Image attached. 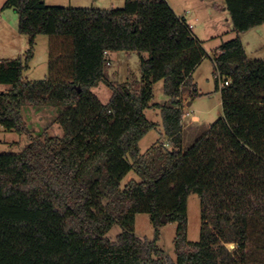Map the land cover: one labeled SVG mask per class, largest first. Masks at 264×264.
<instances>
[{
  "label": "trees",
  "instance_id": "trees-1",
  "mask_svg": "<svg viewBox=\"0 0 264 264\" xmlns=\"http://www.w3.org/2000/svg\"><path fill=\"white\" fill-rule=\"evenodd\" d=\"M235 37L213 56L222 117L183 146L182 89L207 57L202 42L167 0H125L123 8H64L44 0H6L28 39L23 59H0V126L24 135L18 153L0 154V264H264L247 261L250 234L264 230V62L249 60L240 34L264 24V0H224ZM38 35L47 36V75L28 82ZM134 52L140 79L113 84L108 54ZM163 81L166 142L141 153L156 125L144 111ZM104 83L102 104L92 92ZM53 108L60 137L34 136L22 110ZM168 146H165V145ZM133 171L138 182L121 181ZM200 199V236L187 240V197ZM147 214L152 240L134 233ZM176 223L171 259L159 230ZM262 228H254L252 220ZM121 227L115 241L106 237Z\"/></svg>",
  "mask_w": 264,
  "mask_h": 264
},
{
  "label": "rangeland",
  "instance_id": "rangeland-1",
  "mask_svg": "<svg viewBox=\"0 0 264 264\" xmlns=\"http://www.w3.org/2000/svg\"><path fill=\"white\" fill-rule=\"evenodd\" d=\"M6 0H0V59H23L28 49V39L17 31V14L12 9H3ZM176 7L177 13L186 24L192 23L194 28L192 34L199 36L202 41V48L207 57L202 60V64L192 74V84L195 86L196 93L190 87L182 89L187 97L184 99L190 106L186 108L190 114L197 115L204 124L214 123L222 117L220 104V93L216 90L214 79L213 56L217 48L224 42L235 37L232 24L226 10H224V0H167ZM46 6H59L64 8H99V9H120L123 8L125 0H45ZM188 12V13H186ZM197 17V20H195ZM13 28V30L11 29ZM1 30L3 32H1ZM6 30V31H5ZM245 51L249 60H260L264 62V24L247 32L242 36ZM42 40V41H41ZM47 36L41 35L35 46V57L30 65L27 81L39 82V75L46 68V41ZM21 41V42H20ZM110 61L107 66L108 74L113 71L115 76H110V82L121 84L140 79V57L137 53L127 54L117 52L107 58ZM197 66V67H198ZM196 67V68H197ZM41 80V79H40ZM8 90L7 86H0V91ZM92 92L97 96L102 104L109 101L111 92L104 83H99ZM153 97L145 109L144 114L148 121L156 125L155 129L149 131L139 142L140 152H146L157 141H164L161 109L167 105L168 97L164 92L163 81L156 82L152 86ZM185 96V95H184ZM182 109L183 97L181 95ZM56 109L38 108L26 106L22 110L23 118L27 128L34 135L46 133L51 136L60 137L62 130L56 124L55 119L58 115ZM185 126L186 122L183 123ZM190 126V125H189ZM193 128V127H192ZM188 127L185 133L187 139L191 140L201 134L207 127L203 125L196 128ZM28 143L24 135H18L13 131H6L0 126V154L18 153ZM187 143V142H186ZM189 144V145H190ZM188 145V146H189ZM187 146V147H188ZM138 182L140 179L130 171L121 181L124 187L129 181ZM254 228H262L256 219L251 221ZM154 226L147 214H136L134 222V233L140 239L152 240L154 236ZM158 247L164 251L171 259L175 260L174 237L176 234V223L166 222L159 228ZM121 233V227L114 224L107 232L106 237L115 241ZM200 236V199L195 193H190L187 197V240L195 243ZM247 261L251 263L264 262V230L258 235L250 234V244L246 251Z\"/></svg>",
  "mask_w": 264,
  "mask_h": 264
},
{
  "label": "crops",
  "instance_id": "crops-1",
  "mask_svg": "<svg viewBox=\"0 0 264 264\" xmlns=\"http://www.w3.org/2000/svg\"><path fill=\"white\" fill-rule=\"evenodd\" d=\"M45 1V0H44ZM167 3H168V5L170 6V8L173 10V12L176 14V15H178V13H177V10H176V7L174 6V5H172L171 3H170V1H167ZM224 10H225V8H224ZM186 13H188V12H186ZM226 13H227V11H226ZM228 14V13H227ZM179 17V16H178ZM195 20H197V17H195ZM189 25H191L192 26V30H193V28H194V26H193V24L192 23H189ZM262 26V25H261ZM257 28V27H256ZM12 30H13V28H11ZM255 29V28H254ZM254 29H251V30H249V31H252V30H254ZM6 31V30H5ZM249 31H246V32H244V33H241L240 34V39H241V42H242V45H243V47H244V51H245V46H244V42H243V39H242V36L244 35V34H246L247 32H249ZM1 32H3L2 30H1ZM41 35H38L37 37H36V39H35V45H34V49H35V46H36V44H37V40H38V38L40 37ZM194 37L197 39V40H199V41H201V39L199 38V36H195L194 35ZM42 41V40H41ZM46 41V51H47V43H48V39L47 40H45ZM21 42V41H20ZM202 42V41H201ZM115 53H117V52H114V53H109L108 54V56L109 55H111V54H115ZM122 53H125V54H127V52H122ZM245 53H246V51H245ZM46 56H47V54H46ZM246 56H247V54H246ZM34 57H35V50H34V52H33V57H32V59H31V61L28 63V69L25 71V73H24V76H25V80L27 81V80H29L28 78V75H26V73L28 72V71H30V65L29 64H31L32 63V61L34 60ZM1 58V57H0ZM248 58V57H247ZM3 59H7V58H3ZM110 62V61H109ZM202 63H200V65H201ZM109 65H111V64H109ZM199 65V66H200ZM46 68L44 69V71L42 72V73H40V75H39V77L38 78H40L38 81H44L45 79H46V75H47V59H46ZM199 66L194 70V72L192 73V74H194L195 73V71L199 68ZM115 74H116V72L115 71H113L111 74H108L109 75V80H110V76H112V77H114L115 76ZM213 74H214V72H213ZM29 82V81H28ZM35 82H37V81H35ZM96 88V87H95ZM94 89V88H93ZM219 93H220V91H219ZM185 95V96H184ZM182 97H183V117H182V120H181V127H182V135H183V146H184V148H186L189 144H190V142H191V140L189 139H187V134L185 133L186 131L188 132V130H187V128L188 127H190V128H196V127H198V126H202L203 125V127L204 126H206V127H208L209 125H211L212 123H210V124H204V123H202L201 122V118L199 117V116H197V115H194V114H190L188 111H185L186 110V108H188L189 106H190V103H186V100L187 99H184V98H186L187 97V94H184V92H182ZM220 104H221V94H220ZM36 109H38V108H40V107H35ZM51 109H53V108H51ZM184 122H186L187 123V125L185 126L183 123ZM190 125V126H189ZM192 128V129H193ZM163 142H166V139L163 141ZM187 142V143H186Z\"/></svg>",
  "mask_w": 264,
  "mask_h": 264
},
{
  "label": "built area",
  "instance_id": "built-area-1",
  "mask_svg": "<svg viewBox=\"0 0 264 264\" xmlns=\"http://www.w3.org/2000/svg\"><path fill=\"white\" fill-rule=\"evenodd\" d=\"M189 27L192 29V26L189 25ZM110 62H107L106 65H109ZM215 81H217L218 88L221 89L223 87H226L229 85V80L226 78L221 77L218 73L214 75ZM165 146H168L167 144Z\"/></svg>",
  "mask_w": 264,
  "mask_h": 264
},
{
  "label": "water",
  "instance_id": "water-1",
  "mask_svg": "<svg viewBox=\"0 0 264 264\" xmlns=\"http://www.w3.org/2000/svg\"><path fill=\"white\" fill-rule=\"evenodd\" d=\"M162 223H166V219H165V217L163 216V218H162Z\"/></svg>",
  "mask_w": 264,
  "mask_h": 264
}]
</instances>
